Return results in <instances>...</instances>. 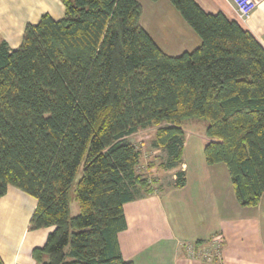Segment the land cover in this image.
I'll list each match as a JSON object with an SVG mask.
<instances>
[{
  "label": "trees",
  "instance_id": "trees-1",
  "mask_svg": "<svg viewBox=\"0 0 264 264\" xmlns=\"http://www.w3.org/2000/svg\"><path fill=\"white\" fill-rule=\"evenodd\" d=\"M61 1L64 15L27 23L17 48L0 41V197L8 185L19 188L37 200L29 228L53 226L34 259L133 264L118 246L122 206L152 190L128 138L151 125L152 145L170 169L182 163V121H206V164L226 167L241 206L257 205L264 194L260 42L222 13L170 0L201 39L170 56L141 27L137 0ZM174 183H185L183 171Z\"/></svg>",
  "mask_w": 264,
  "mask_h": 264
},
{
  "label": "crops",
  "instance_id": "crops-1",
  "mask_svg": "<svg viewBox=\"0 0 264 264\" xmlns=\"http://www.w3.org/2000/svg\"><path fill=\"white\" fill-rule=\"evenodd\" d=\"M139 23L170 56L196 48L201 39L170 0H137ZM207 13H222L249 31L264 48V0L243 18L230 0H194ZM61 0H0V41L17 48L27 23L44 13L64 15ZM157 149V148H155ZM166 156V154H165ZM169 185L123 204L126 227L117 234L124 260L133 264H264V194L257 205L241 206L226 167L182 163ZM185 183L176 186V171ZM35 197L8 185L0 197V258L4 264H40L32 256L53 226L30 229ZM207 254H211V257ZM45 258V257H44Z\"/></svg>",
  "mask_w": 264,
  "mask_h": 264
},
{
  "label": "rangeland",
  "instance_id": "rangeland-1",
  "mask_svg": "<svg viewBox=\"0 0 264 264\" xmlns=\"http://www.w3.org/2000/svg\"><path fill=\"white\" fill-rule=\"evenodd\" d=\"M205 126L206 121L203 119L188 118L182 121L183 153L190 170L205 164L203 155V143L206 140ZM156 128V125L148 126L128 138L140 150L138 172L147 179V184L152 191H159L161 186L169 185L171 182V171L165 168L166 157L164 150L162 148L155 149L152 145ZM79 176L80 173L78 172L70 189L71 215L78 213L74 190Z\"/></svg>",
  "mask_w": 264,
  "mask_h": 264
},
{
  "label": "built area",
  "instance_id": "built-area-1",
  "mask_svg": "<svg viewBox=\"0 0 264 264\" xmlns=\"http://www.w3.org/2000/svg\"><path fill=\"white\" fill-rule=\"evenodd\" d=\"M235 6L238 14L246 18L263 0H230ZM211 257V254H207Z\"/></svg>",
  "mask_w": 264,
  "mask_h": 264
}]
</instances>
